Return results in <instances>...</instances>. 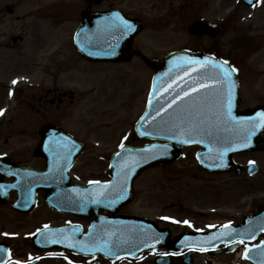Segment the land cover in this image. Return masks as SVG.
Returning a JSON list of instances; mask_svg holds the SVG:
<instances>
[{
  "label": "rangeland",
  "instance_id": "obj_1",
  "mask_svg": "<svg viewBox=\"0 0 264 264\" xmlns=\"http://www.w3.org/2000/svg\"><path fill=\"white\" fill-rule=\"evenodd\" d=\"M56 1L59 2L55 7L58 12L60 0ZM113 2L146 22L143 32L135 41L139 57H133L124 65L88 64L81 60V64L69 76V69H65L58 83L75 89L76 98L72 103L67 101L59 110L51 108L53 116L49 115V118L62 120L66 125L74 124L75 120L80 123L77 125L79 133L88 144L79 169L83 179H106L110 153L125 141L141 143L134 142L133 127L143 110L150 73L144 71L149 64L140 53L148 56L153 53L154 57H160L174 46L188 44L189 40H193L195 48L202 49H211L213 43L217 42L222 55L251 58L246 67L252 68V71L247 69V73L249 76L254 74L256 80L247 89V105L255 106L264 99V0L256 8H244L239 0H113L109 3ZM30 6L31 3L26 2L20 9L26 11ZM194 7L199 10L196 12ZM200 18L209 21L219 30L215 40L191 39V24ZM11 22L18 27L21 24L13 16L6 15V22L0 25V62L4 53L13 51L12 45H4L10 39ZM53 35L55 41L58 35L66 37L61 30ZM57 41L54 42L55 46ZM28 42L24 44L26 47L30 44ZM52 44L50 42L49 46ZM64 50L68 51L66 47ZM12 70L13 65L5 62L0 76L9 77ZM32 74L37 76L36 72ZM135 78H138L137 83ZM5 84L6 80L0 79V106L3 100L8 105V108L2 106L7 113L1 114L5 116L1 119L3 129L0 132V151L17 152L39 140L37 130L41 125V115L35 114L33 120L29 119L30 122L24 112L15 111L8 103ZM33 92L39 94V91ZM20 119L25 121L24 124L19 123ZM99 119L109 120L111 125L100 127L95 124ZM97 141L100 144L97 145ZM248 158L255 159L260 165L256 176L247 179L231 174L215 177L218 179L211 181L196 165L194 150L188 149L175 164L143 172L135 184L137 201L123 210L155 219L161 214L175 216L177 224L172 227L174 235L185 229L208 230L225 223H240L244 216L256 212L264 203V151L238 157L241 161ZM55 217L45 205L28 216L19 215L9 204L0 205V238L9 239L4 237L5 233L16 236L17 239L11 237L12 240H9L16 248L17 255L24 258L27 252L32 251L29 236L34 228L42 221L53 220ZM232 259L233 256L229 260V257L222 255L214 261L217 264H233ZM40 264L63 263L51 259ZM239 264L249 263L242 261Z\"/></svg>",
  "mask_w": 264,
  "mask_h": 264
},
{
  "label": "flooded vegetation",
  "instance_id": "obj_2",
  "mask_svg": "<svg viewBox=\"0 0 264 264\" xmlns=\"http://www.w3.org/2000/svg\"><path fill=\"white\" fill-rule=\"evenodd\" d=\"M110 1L113 0H102L101 3L96 4L92 3L91 0H60L59 11L57 12L55 7L57 4H59V2H57L56 0H0V25L6 22V15L13 16L15 21L21 22L19 27L11 22V26L9 29L11 33L10 39L6 41L4 45L6 47H10L9 45H12L13 51H8L7 56H5L0 62V72L2 70L3 64L5 62H9L13 65L14 70H12V72L16 75H25L24 73H22V68L30 69V71H33L34 69H40L43 72V81H46V83H43L41 85L42 88L39 89V94H37L36 97L35 95H33L31 98H28L26 101H24L23 97H27V94H24V89H19L20 94H17L16 91V94L14 95V100L18 103L19 106L13 108H15V111L20 110V112L25 113V115H20H24L28 118V120H33L35 114L41 115V117L39 118V120H41V125L37 130V136L39 137V140L37 139L36 141H34L27 149H22L17 152L8 151L7 153L14 159V164L16 166L26 167L38 171L47 170L48 166L46 159L43 157V155H41V153H39L37 149V145L39 143L38 141H40L41 139L40 131L45 127H55L65 130L72 136L80 140H84L86 142L85 149H87V141L79 135L80 130L77 125H79L80 123L78 121L75 120L74 124L66 125L62 120L58 121L57 119L49 118V115L53 116L50 112L51 108L55 107L59 110L61 109V106L66 105L67 101L72 103L76 98L74 89H72L71 87H65L62 84L58 83L61 76L65 74L64 70L67 68L69 69L67 70V76H69L73 74L75 68L81 64V60L86 61V63L88 64H96L95 62H89L85 60L79 50L76 48L74 42L75 34L81 27L82 18L85 14L89 16L93 15L94 13L113 11L115 9L121 8L120 10H122L125 15L134 19L141 20L143 22V25L146 26V22L142 18L140 19L136 17V15L127 12L124 8L115 5L114 2L109 3ZM26 2L31 3L30 8L26 11H21L20 7L23 6ZM94 2H97V0H95ZM107 3V7H103ZM241 6L243 5L241 4ZM243 7L250 8L247 6ZM193 10L197 12L199 9L194 7ZM57 30H61V33L66 35V37L58 35L56 39V41L58 40V46H55V36H51V34L56 33ZM190 34L191 39L196 37L200 39L206 38V40L211 41L215 40L219 36V31H217V34L215 36H211L210 33L195 34L190 29ZM138 36L139 35L135 36L126 44V46L131 50V56L129 57L127 53V55L121 57V59H118V61L110 64H128L129 59L133 58L138 53V49L135 46V41H137ZM26 42L30 43L27 46L28 48L24 45L26 44ZM50 42L53 43L52 46H49ZM50 47L52 49L51 51ZM65 47L68 49L67 52L64 50ZM185 48L203 50L207 52H209L210 50H216L219 52L220 46L217 42H214L211 49L195 48L193 45V40H189L188 44L174 46L172 47V50ZM143 56L145 58L144 54ZM222 58L235 66L238 71L242 94L240 104L241 110H249L260 105L264 106V99L260 100V103L255 106H248L246 102L247 89L252 85V81L256 80V78H254V74H252V76H249L250 74L247 73V69L252 71V68L246 67L248 61L251 60V58L233 56H225ZM79 68L81 69V66ZM198 69L200 71H204L206 68L204 66H200ZM194 75L198 76L199 74ZM49 80H52V82L50 83ZM195 83L198 85L203 84V82L201 81H196ZM68 107L69 106H67V108ZM197 107L203 108L204 105H198ZM24 122L25 121L23 119H20L19 121L20 124H24ZM99 126L103 127L102 125ZM2 129L3 128L1 127L0 120V132L2 131ZM262 137L264 138V132L262 133ZM189 148L193 149L195 154L199 150H201V147L199 146H191ZM81 156L79 157L78 162L75 164L76 166L74 167V170L76 171V174L78 171V174L82 177V174L79 172V169L82 166V162L80 160ZM238 156L241 155L238 154L231 157L233 159V162L231 164H234V162H236L237 164L246 167L251 162L250 160L241 161L238 159ZM196 165L202 170L203 175L209 177L211 181H216L218 179L215 177L231 174H234L236 176H243L245 178L251 177L244 173L237 175L235 172L209 173L205 169L201 168L198 165L197 161ZM75 176L74 178H72V182L74 183H87L91 181L90 179H81L80 181L78 179H75ZM109 176L110 173L108 172L107 177ZM57 183L55 181L54 184L47 186L55 188L59 186V184ZM38 194L39 201L41 202L46 194V191L40 190ZM11 198H15V193H12ZM45 207L53 216H56L53 219L56 224L64 223L63 218L65 215L51 210L47 205ZM19 215L25 216L24 214ZM5 241L8 242L9 240Z\"/></svg>",
  "mask_w": 264,
  "mask_h": 264
},
{
  "label": "water",
  "instance_id": "obj_3",
  "mask_svg": "<svg viewBox=\"0 0 264 264\" xmlns=\"http://www.w3.org/2000/svg\"><path fill=\"white\" fill-rule=\"evenodd\" d=\"M247 3L254 2L255 0H245ZM203 29V27H197L196 30ZM83 49H85L83 47ZM189 56H197V55H191L189 53H179V54H173L169 58L170 60H167L165 63H161L157 69L159 71L160 68L168 66L170 63L171 65L176 64L175 61H173V58L182 59L184 57ZM201 56V55H199ZM212 62H215L213 60L207 61L206 64H212ZM236 85V83H235ZM237 86V85H236ZM240 96L238 97V101H234L233 97L231 100V118L228 115V112H226V119L225 121H229L228 124L224 127H210L208 129L210 137L215 139H220L227 146H230L234 148L233 151H240V150H255L258 148H263L264 144L260 143L259 138L256 139L254 146L251 147H242V144L238 143L236 141V131L238 125L236 122H234L236 119H259V113L257 114H251L248 116H242L240 118L239 114L240 111L238 110V102H239ZM233 103V105H232ZM236 103V108H235ZM228 104V102H227ZM154 97L151 102L150 109H148L146 116L139 124V131L143 130V126H147L149 121L151 123L149 124V131L151 132V135L154 136L155 132L161 133V138L163 140L167 141H175L174 145L172 144H161L159 145H152L147 146L145 148L141 149H131L129 151L128 155V161H129V169L132 172L133 175L130 177V181H132L133 177L139 174V172L147 167L154 166L161 164L163 162H172L176 160L179 157V150L180 148L190 143V140H183L181 139H173L175 136L179 135L181 131V127H174L172 125L167 126L166 120H164L161 124V127L158 129H155L154 125ZM255 112V111H254ZM166 115V114H165ZM234 118V119H232ZM233 121V125L230 123ZM261 130V127H257L253 133L256 132V134H259ZM186 137V135H184ZM259 137V136H258ZM184 141H188L185 143ZM241 147V148H240ZM243 148V149H242ZM253 172V171H252ZM135 176V177H136ZM134 177V178H135ZM131 194V191H130ZM126 194L124 198H120L115 201H110L106 203V206L108 205H114V209L117 210L119 207L127 202L130 198H128V195ZM128 198V199H127ZM1 202H5L6 200H0ZM28 201V199H27ZM121 203V204H120ZM18 204H24L23 198L18 202ZM81 204V205H80ZM118 204H120L118 206ZM82 206V207H81ZM65 207V206H64ZM102 206H94L90 204L87 200H81V203L78 204L77 209L89 211L90 214L93 215V219L95 223H97V226L99 225H105L107 226L111 231L115 229V232L113 234V240L108 239L103 235L102 227H99L100 234L103 236L104 239L109 241L111 243L112 247H106L101 249L102 252L106 254H110V256H120L123 254H129L131 256L136 255L138 250L148 248V247H160V246H166L169 249H180L183 246H189L190 242L195 238L196 243L199 246H216L222 242H233L236 239H245L247 241H254L260 232L264 231V205L261 207L260 211L253 216L247 217L245 219V223L242 225H239L236 228H226L222 231L216 232L214 234H207L208 236L204 235H197V236H181L177 240L168 241V233L165 231L156 230L154 225L151 224V222H139L136 220H129V219H122L119 217H113L109 219H101L99 215V209ZM19 209V208H17ZM22 211H26V207L20 208ZM19 209V210H20ZM75 207L68 209L67 211H74ZM111 209V208H109ZM29 211V210H28ZM78 211V210H77ZM75 213L80 214V212ZM128 225H134L139 226L141 225L140 230L137 229H130ZM94 233V232H93ZM200 236V237H199ZM240 242L229 246L226 251L234 249L237 245H239ZM135 253V254H134ZM247 258L251 259L255 262V264H264V242H262L260 245L248 247L246 250ZM3 259L0 257V260ZM189 263V261H186ZM3 263V262H1ZM155 264H173L171 262V259L164 258V259H157L155 261Z\"/></svg>",
  "mask_w": 264,
  "mask_h": 264
},
{
  "label": "snow or ice",
  "instance_id": "obj_4",
  "mask_svg": "<svg viewBox=\"0 0 264 264\" xmlns=\"http://www.w3.org/2000/svg\"><path fill=\"white\" fill-rule=\"evenodd\" d=\"M122 23H123V25L127 31H133L134 30L132 25L128 24L126 21H122ZM192 63H196V64L207 63V58L204 62L192 61ZM227 64H228L227 61H222L218 64H213L212 67L220 70L218 78L216 79L215 83L220 85V86H223L225 84L228 85V94H229L228 115L231 118V90H232V87H234V85L231 82V72L236 71V70L231 69V71H230L229 68L225 67V65H227ZM13 83H16V81H13ZM201 87H209V86L208 85H201ZM0 114H2V113H0ZM260 116L264 117V113H261ZM232 119H234V118H232ZM184 142L187 143L188 141H184ZM121 147L123 148L124 145H121ZM95 183H99V182H95ZM97 202H99V201H97ZM45 227H47V225ZM69 246L71 247L72 245H69ZM245 258H247V254H245ZM13 264H21V262L20 261H14Z\"/></svg>",
  "mask_w": 264,
  "mask_h": 264
}]
</instances>
